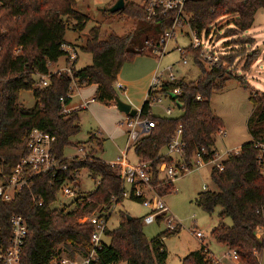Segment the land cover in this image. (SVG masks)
<instances>
[{
	"label": "trees",
	"instance_id": "1",
	"mask_svg": "<svg viewBox=\"0 0 264 264\" xmlns=\"http://www.w3.org/2000/svg\"><path fill=\"white\" fill-rule=\"evenodd\" d=\"M123 1V7L114 12L135 18L132 28L123 34L111 31L101 38L98 25L89 27L79 48L90 53L91 61L79 68L72 67L69 75L63 70L50 71L47 64L66 55L62 45L66 43L64 31L68 20L74 19V29L81 30L84 26L87 15L75 8L76 1L0 0V180L12 174L25 153L32 128L53 136L52 153L61 157L65 164V169L55 175H34L29 188L16 192L9 200L0 199V227L5 234L9 231L8 217L12 213L20 214L25 220L26 233L19 264H49L51 257L60 252L70 256L83 253L89 246L92 225L80 222L78 218L85 212L107 210L123 196L124 185L116 167L97 157L94 148L90 147L81 159L63 156L62 150L72 144L70 138L79 131V123L76 110H61V103L66 105L69 101L72 81L79 86L95 84L92 98L103 104L114 103L113 83L122 63L142 52V41H150L148 33L154 39L149 43L151 48L159 34L172 24L171 10L147 17L137 2ZM260 7L264 8V0H183L182 4L183 12L188 14L187 23L197 35L201 31L207 34L213 21L229 15L222 35L239 44L254 41V36L240 33L252 25ZM181 49L182 55L192 53L200 73L192 80L161 81L159 89L153 92L169 94L181 109L176 116L152 114L146 95L137 115L151 120L153 125L133 142V152L138 160L149 166V183L156 193H169L173 190L172 178L159 177L156 165L162 160H171L162 149L175 129L181 130L185 160L188 161L194 151L199 152L203 160H209L215 152L214 133L222 126L221 117L209 104L211 92L222 87L228 78H235L248 89L252 111L246 125L251 139L240 143L236 151L227 152L220 161L221 169L215 164L211 166L209 176L216 189L199 190L194 202L207 212L219 206L220 219L210 229V236L234 250L242 264H260L255 251H264V238L256 237L255 226L262 221V214L256 209L264 203V174L257 163L256 144L264 142V91L251 88L245 78L230 72L234 53H218L215 61L204 64L198 48L191 43ZM41 75H47L44 85L40 84ZM175 87H178V93H170ZM20 89L32 91L34 103L31 106L19 102ZM60 96L62 102L58 99ZM102 141V137L89 132L87 138L83 142L77 141L76 145L95 143L101 149ZM80 168L97 178L94 188L68 203L52 207L61 184L73 179ZM30 192L35 201L41 200V204L33 202ZM111 195L115 196L114 200ZM129 196L140 201L131 192ZM224 216H229V224L223 221ZM142 224V216L126 219L120 211L116 226L104 228L108 242L96 249V258L90 264H112L121 260L126 264H141L142 261L165 264L163 238L177 233L180 224L176 223L171 229L164 228L150 238L145 236ZM0 264L4 263L0 261ZM179 264L214 263L210 250L201 240L196 249L181 257Z\"/></svg>",
	"mask_w": 264,
	"mask_h": 264
},
{
	"label": "rangeland",
	"instance_id": "2",
	"mask_svg": "<svg viewBox=\"0 0 264 264\" xmlns=\"http://www.w3.org/2000/svg\"><path fill=\"white\" fill-rule=\"evenodd\" d=\"M75 8L87 15L84 26L81 30L72 28L74 19L70 18L64 31L66 44L74 48L78 56L74 63V68H79L90 63L91 56L89 52L82 51L79 45L87 36V30L92 25H98L99 36L105 35L111 31L117 34H123L129 31L135 18L126 15H120L117 12L108 10L109 6L115 0H75ZM142 5L143 0H133ZM182 19L174 25V33L166 39L164 51L159 56L151 52L149 43L154 40L148 33L149 42H143L141 53L134 55L130 60L124 61L119 68L116 78L127 80L133 88L134 94L141 95L142 86L145 82H151L152 76L159 75L165 78L170 66L174 78L183 80H192L196 78L200 71L192 58V53L187 52L183 55L184 62L181 61L180 48H184L191 43V28L187 23L188 14L181 12ZM229 20V15L218 17L209 25L207 34L200 32L198 35L199 44L196 46L199 50L202 62L207 64L211 53L232 52L235 57L232 61L230 72L239 74L242 78H249L250 87L264 91V8L260 7L254 14L252 25L240 35L254 36L253 42L235 43L229 36H223L224 24ZM68 41V42H67ZM152 53V54H151ZM65 65L64 56H59L55 61L47 64L50 71L59 70L60 66ZM79 86V85H77ZM76 83H71L72 97L68 104H83L81 97L88 96L91 86L84 87L82 95H79L74 88ZM74 90V91H73ZM116 95L127 100L123 91L114 88ZM73 91V92H72ZM249 90L241 86L235 78H228L224 81L222 87L211 92L209 104L215 114L221 117L222 126L219 131L214 133L213 148L216 156L212 161H206L193 167L189 171L177 174L172 177L173 190L167 194L161 195L162 200L168 207L169 213L180 224L177 233L163 238L166 251L165 264H179L183 255L196 249L200 242L192 230L202 235V242L206 244L213 258L219 259V264H242L237 258L231 257V250L223 244L213 239L209 231L219 218V206H215L207 212L194 202L196 193L203 189H216V186L210 179L209 172L215 162H220L225 158L227 152H234L238 149L240 143L251 139L248 132L246 120L252 111V103L248 99ZM18 100L24 106H31L34 103L32 91L30 89H20ZM129 102V101H128ZM170 106V113L164 112V107ZM150 111L154 115L176 116L180 113L179 105L174 103L168 96H163L161 102H151ZM79 131L70 139L72 144L64 146L62 152L64 157H70L78 154V147H83L88 151L90 147L94 148V154L104 161L113 160L123 150L126 143V133L124 124V115L122 111L115 106L109 108L102 102L95 100L88 102L86 106L76 110ZM120 120L122 121L120 123ZM89 132H94L98 137H102L101 149L95 143L78 144L83 142ZM164 152V149H162ZM129 162L137 161L138 157L133 152L132 145H129L125 154ZM159 172V177H163ZM97 183V178L91 177L85 168H80L75 177L66 181V185L74 191V196H65L58 192L56 200L51 203L52 207H57L60 202L68 203L77 195L85 194L92 190ZM125 193L118 201L113 202L110 215L106 219V226L113 228L116 226L120 211L131 216H142L147 208L139 200L133 199L128 195L129 185L125 184ZM223 221L229 224V216H224ZM167 228L166 222L162 217L155 219L150 223H143L142 229L147 238ZM104 241L108 242V236H103ZM260 264H264V251H255ZM112 264H126L125 261H118Z\"/></svg>",
	"mask_w": 264,
	"mask_h": 264
},
{
	"label": "built area",
	"instance_id": "3",
	"mask_svg": "<svg viewBox=\"0 0 264 264\" xmlns=\"http://www.w3.org/2000/svg\"><path fill=\"white\" fill-rule=\"evenodd\" d=\"M182 4L183 0H143L142 5L147 17H152L157 14H164L165 12L171 10L173 12V21L170 27L162 31L156 43L152 44L151 52L155 56H159L164 51V45L166 39L173 35L174 25L179 23V19H182ZM191 45L196 47L199 44L198 35L192 31ZM63 49L66 51L64 55L65 65L59 70L66 71L71 75L73 62L76 58V51L74 48L70 47L66 43L62 45ZM180 54L182 56L181 61L184 62L185 59L182 55V49L180 48ZM209 61H215L217 59L216 53H211L207 56ZM168 72L165 78H161L159 75H153L151 82L147 88L149 92L146 94L148 101L151 102H161L163 96H168L166 93H153L155 90L159 89L161 81L173 80L174 74L171 67H167ZM47 75H41V85L46 84ZM72 83H74L72 81ZM116 88H120V84L114 81ZM71 90V85H70ZM178 87L171 90L170 93H178ZM71 94V92H68ZM198 97V96H196ZM170 98V97H169ZM62 102V96L58 98ZM93 98H91L92 100ZM171 99V98H170ZM172 100V99H171ZM173 101V100H172ZM174 102V101H173ZM175 103V102H174ZM61 110L68 111L64 104L61 103ZM171 107L165 106L164 112L166 114L170 113ZM122 121H120L121 123ZM124 124L126 127V143L123 150L117 155L113 160L108 161L111 166H115L117 173L121 179L122 184L129 185V193L133 196L139 197L140 202L143 206L147 208L145 214L142 215L143 223H150L155 219L162 217L165 220L167 228H173L176 223V219L169 213L168 207L162 200L161 195L157 194L154 188L149 183L150 181V168L149 166L141 160L137 162H129L126 159V148L132 145L133 142L147 129L153 125V122L146 118H141L137 114L124 119ZM53 136L46 131L38 128H32L27 137L25 153L19 158L16 163L12 174L4 179L0 180V199L9 200L12 196L24 189L29 188L32 177L37 174L49 173L50 175H55L61 169H65V164L61 162V157H56L51 150V145L53 141ZM258 152L256 155L257 163L259 164L262 173L264 174V142H257ZM184 143L181 139V130L177 127L174 133L171 135L169 141L165 145L164 154L170 156L171 160L169 162L162 160L157 165L156 168L159 172L161 171L164 177L172 178L177 174L189 171L193 167L200 165L206 161H212L216 152L212 154L209 160H203L202 155L194 151L190 156V159L185 160L183 154ZM203 151V147L199 148ZM78 154L73 155L81 159L85 157L86 151L83 147H78ZM66 157V158H71ZM218 169L222 168L220 162L214 163ZM60 193L65 196H74V191L66 185V181L60 186ZM125 188H123L122 194L124 195ZM30 196L33 202L37 205L41 204V200L35 201L34 194L30 192ZM111 199L114 200L115 196L111 195ZM62 203V202H60ZM113 206V205H112ZM112 206L104 211H90L83 213L78 221L87 222L92 225V230L89 236V246L83 253H76L70 256L64 252H60L51 257L49 264H90L92 260L96 258V249L99 248L103 243H106L103 236H107L104 233V228L106 226V219L110 215V210ZM257 212L262 214V221L255 226V235L257 238H264V203L260 205ZM9 231L5 232L0 227V261L4 264H19V253L21 245L23 242L24 235L26 233V224L24 218L18 213H12L8 217ZM200 241L202 240V235L199 232L192 230ZM231 257L236 259V252L231 250ZM214 264L221 263L219 259L213 258Z\"/></svg>",
	"mask_w": 264,
	"mask_h": 264
},
{
	"label": "crops",
	"instance_id": "4",
	"mask_svg": "<svg viewBox=\"0 0 264 264\" xmlns=\"http://www.w3.org/2000/svg\"><path fill=\"white\" fill-rule=\"evenodd\" d=\"M257 10H258V9H257ZM257 10H256V11H257ZM248 29H249V28H248ZM65 41H66V40H65ZM67 42H68V41H67ZM74 48H75V46H74ZM75 49H76V48H75ZM151 54H152V53H151ZM77 56H78V54H77V52H76V58H75V61L73 62V66H74V63L76 62ZM64 60H65V59H64ZM63 66H64V65H62V66H60V67H58V68H61V67H63ZM246 81L252 85V83L250 82V79H249V78H247ZM115 82H117V83H119V84L121 85L120 88H118V89L122 90L123 93H124V95L126 96L127 100H125V101H129V103L131 104V106H133V107L139 109V107H140L142 101H143V100L145 99V97H146V94H147V88H148V86H149V81H148V82H145L142 86H137V88H138V87L142 88L141 95L138 96V97L134 94L133 88L130 86V83H129L127 80H122V79H120V78H116ZM88 85L91 86V89H92V90L89 91V94H90V95L81 97L83 104H81V103H79V104H73V103L70 104V103H69V104H68V102H69V101H68V102L66 103V105H65V107H66L67 110H77V109H79L80 107L86 106L88 102L95 101L94 99L91 100V98L93 97L94 90H95V84H88ZM113 86H114V88H116V85H114V83H113ZM252 86H253V85H252ZM84 87H86V85H80V86H77V85H76V87L74 88V90H76L77 93H78L79 95H82L81 93L83 92ZM253 87H254V86H253ZM116 89H117V88H116ZM74 90H73V91H74ZM73 91H72V92H73ZM71 97H72V93L70 94L69 100H70ZM105 106H107V107H109V108H112V107L115 106V105H114V103H110V104H105ZM125 118H126V114L124 115V119H125ZM120 121H121V120H120ZM125 133H126V127H125ZM127 148H128V147H127ZM127 148H126V151H127ZM126 159H127V158H126ZM137 161H138V159H137ZM137 161H135V162H137ZM132 163H134V162H132ZM198 240H199V239H198ZM199 242H201V241L199 240Z\"/></svg>",
	"mask_w": 264,
	"mask_h": 264
},
{
	"label": "water",
	"instance_id": "5",
	"mask_svg": "<svg viewBox=\"0 0 264 264\" xmlns=\"http://www.w3.org/2000/svg\"><path fill=\"white\" fill-rule=\"evenodd\" d=\"M123 0H115L108 8L109 11L114 12L120 8L123 7ZM177 104V103H176ZM114 105L117 110L122 111L125 114H128L130 116H134L137 114L138 109L131 106V104L128 101L120 99L117 95L114 96ZM178 105V104H177ZM126 219L131 218V215L125 214ZM141 264H147L144 261L141 262Z\"/></svg>",
	"mask_w": 264,
	"mask_h": 264
}]
</instances>
